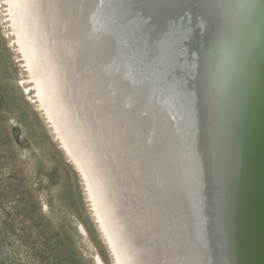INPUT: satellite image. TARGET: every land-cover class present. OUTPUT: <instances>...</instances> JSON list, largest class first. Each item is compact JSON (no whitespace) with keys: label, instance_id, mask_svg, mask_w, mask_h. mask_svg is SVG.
Returning <instances> with one entry per match:
<instances>
[{"label":"bare ground","instance_id":"6f19581e","mask_svg":"<svg viewBox=\"0 0 264 264\" xmlns=\"http://www.w3.org/2000/svg\"><path fill=\"white\" fill-rule=\"evenodd\" d=\"M92 1L94 4L95 0ZM168 1L159 2L160 5L163 3V10L172 12L167 4ZM4 2L7 3L6 15L13 34L11 42L18 49L19 60L28 73L27 88L34 94L36 102H39L40 110L51 124L69 160L80 172L92 214L117 264H148L147 259L157 260V264H162L164 261L168 264H177L178 260L183 261L182 264H206L205 255L201 253L197 245H187L184 239L175 233L173 235L169 230V226L179 222L178 207L183 201L179 194H175V189H172L173 184L175 185L172 172L177 165L175 163L181 159V149L171 154L173 150L171 147L163 143L156 145L152 143V136L145 135L149 132L163 133L161 131L165 132L167 129L188 122L189 120L184 118L187 117V113L179 115L180 120L170 119V115L156 113L155 123H148L145 127L147 128L144 132L146 141L142 142V148H140L137 135L143 132L144 127L136 121L137 119H131L130 124L125 126L123 120L126 112L114 111L108 106L107 101L100 107L96 105L95 110H91L92 99L100 94L91 91L85 69L86 61L88 57L98 52L99 42L113 33L100 35L99 27L85 14L82 5L85 0H5ZM218 5L220 4L217 3L216 6ZM220 11L219 14L216 12L215 20L221 22L220 30H224L218 32V35H222L225 30L230 31L236 25H231L230 14H226L222 9ZM173 13H170L169 18L173 17ZM173 22L186 31L187 27L184 26L182 19ZM257 23L259 25L261 21ZM144 30L143 34L150 32L147 28ZM163 37L153 38L154 41L158 40L159 44L161 41V44L157 45L158 42H154L153 46L145 47L146 55H143L149 65L154 60L150 71L144 66L146 62L142 64L145 69H148L151 78L147 82V93L153 88L154 83H158L153 90L157 95L152 99V104H159L160 110H172L177 107L181 113H201L204 116L207 115L205 112L208 107L216 108L221 112L219 119L221 123L214 120L210 123V128H197L195 133L204 140V143L223 148L222 152L226 154L219 159L221 165L217 167L223 166L224 169L208 181L209 188L213 191V196L204 199V207L208 213L202 215L203 219H188L181 224L185 228L203 229L208 233L218 246L217 249L221 251L220 254L212 255L214 264H264L263 91L260 100L256 102L252 113L253 119L250 121L251 133L256 135V148L263 153L255 192L251 189L250 165L247 169L244 236L247 243H245L247 256L245 252L238 254L240 251L238 249H241L237 224L240 178L239 171L236 172L241 158L237 152L241 137V133L239 135L241 121L238 115L242 116L246 110V108L243 111L240 109L239 102L264 71V36L252 35L242 48L243 52L247 51L250 55L260 45L255 52L256 57L251 62L253 68L248 66L245 70L242 69L239 75L236 72L232 77L223 73L222 75L227 78L225 77L226 80H224L223 77L220 80L219 75L211 74L210 70L213 67H209V64L214 63L220 54H206L199 58L204 60L199 64L208 68H200L199 71L191 74V76L201 75L192 80L190 76V79H186L190 83L187 82L184 85L166 82L170 69L165 68L166 62L170 59V55L167 54L170 48H175L182 40H175V34L169 35V39L173 37L170 41ZM160 48L162 50L159 51ZM221 50L222 48L218 52ZM161 51L166 54H162ZM214 84L222 87L221 91H207L206 95L188 94L195 90L198 92L209 90V88L200 89L199 87H214ZM80 85L84 88L80 89ZM262 87L264 89V85ZM230 88L234 94L232 98L230 92H222L223 89ZM174 92H176L175 95ZM171 93L172 100L168 97ZM236 98L238 100L235 103ZM235 104L239 107H235ZM90 112L97 113L100 124L98 128L101 129L99 132L97 128L99 132L97 136L93 135L90 126L86 125L87 114ZM132 115V117H140L139 113ZM159 116L162 120H158ZM191 131L194 130L191 129ZM162 138L165 137L162 136ZM226 141H229L228 145ZM182 144L187 145V143ZM155 156L164 160L160 169H157V164L154 163ZM226 166L232 167V170L225 168ZM159 181L160 184H158ZM220 223L226 227H222ZM165 229L168 231V237L164 235L158 237L157 235ZM130 237L134 245L128 239ZM136 243L147 247L146 251L150 258H146L137 249ZM226 253H229V256ZM245 256L249 262L243 261Z\"/></svg>","mask_w":264,"mask_h":264},{"label":"water","instance_id":"95a60500","mask_svg":"<svg viewBox=\"0 0 264 264\" xmlns=\"http://www.w3.org/2000/svg\"><path fill=\"white\" fill-rule=\"evenodd\" d=\"M159 1L162 0H95L94 4L92 0H85V2H83L84 4L82 5L86 12L85 14L99 27L100 35L103 34L105 36L113 33V36H105V39L99 42L97 46L98 52L92 54L86 61L85 69L91 91L100 94V96L97 95L98 97L96 96L92 99L91 110H95L96 105L100 107L107 101L108 106L113 108L114 111L118 112L119 110L124 113L126 112L123 120L125 126L130 124L129 121L131 119H137L136 121L141 123L144 127L142 129L143 132L137 135L140 148H142V142L146 141L145 135H147L152 136V143L156 145L163 143L167 145V147H171L173 149L171 154H173L175 150L181 149V159L175 163L177 165L174 166L172 172L173 182L175 183L172 189H175V194H179L183 201L182 204L179 203L180 207H178L179 222L173 226H169V230H171L170 233H173V235L175 233L178 237L184 239L187 245H197V248L205 255L206 264H214L212 262V255L220 254L221 251L217 249L218 246L212 238L209 237L208 233L203 229L185 228L181 223L188 219H203L202 215L208 213L204 207V199L213 196V191L212 188H209L210 185L208 181L213 179L215 174L224 169L223 166L217 168L218 165H221L219 159L226 155L225 152H222L224 149L204 143V140L195 133V129L197 128H210L209 125L214 120L220 122L221 112L217 111L214 107H208L207 112H205L207 115L204 116L201 113H181L177 107L172 110H160L158 108L159 104L153 105L152 99L157 95L153 90L158 83H154L153 88H151L148 93L146 88L148 85L147 82L151 80L148 72L152 69L151 66L154 60L153 56H151L153 61L149 65L146 57H143V55H146L145 47H151L154 42H158V40L154 41L155 39L153 38H162L164 36L163 39L168 40L169 35L175 34V40L182 41L180 44H177L175 48L171 47L167 53L170 55V59L166 62L165 68L170 69V72H168L166 82L174 85H184L187 82L189 84L190 81L186 79H190L191 74L199 71L200 68H208V66L199 64V62L204 61L199 60V58H202L206 54L215 53L220 54V56L214 63L212 62V64H209V67H213L210 70L211 74L219 75L220 77L217 78L220 80L224 77L222 75L223 73L229 74L231 77L236 72L237 75H239L242 69L245 70L248 66L253 68L251 62H253L256 57L257 53L255 52L260 48V45H258L254 49L256 51H252L250 55L247 51H242L247 39L252 35L264 36V0H169L167 4L172 12L163 10V3L160 5ZM217 3L220 5L216 6ZM221 9L225 10L226 14H230L231 25H236L230 31L227 32L225 30L222 35H218V32L224 30H220L221 22H216L215 20L217 13ZM170 13H173V17L169 18ZM225 16L226 15H224V17ZM178 19H182L184 26L187 27L186 31H184V28L174 24L173 21ZM258 21H261V24L258 25ZM118 22H120L119 25ZM146 28L149 29L150 32H145V34H143L142 31H145L144 29ZM226 33L227 37H225ZM233 35H235L234 38ZM172 38H170L169 41L172 40ZM219 39L224 40L219 41ZM160 44L158 42L157 45ZM220 48H222V50L218 52ZM160 50L162 49L160 48L159 51ZM164 53L165 52H162V54ZM142 64L147 67L149 71L145 69ZM160 69L163 70V68ZM200 75L201 74H196L191 76V80L196 79ZM259 76V79L253 82L252 87L250 86L243 95V98L240 99V109L243 111V109L246 108L245 112L242 113V116L237 114L241 121L239 126V135L241 133L239 140L240 148L237 150L241 158L239 168L238 166L236 168V172L239 171L238 177L240 178L238 194L239 205L237 210V224L239 227L238 240L239 248H241L238 249L240 250L238 251L239 255L244 252L245 255L247 254V248L245 246L246 239L244 237L246 227V193L248 188L246 182V176L248 175L247 169L250 165L251 189L255 192L258 169L259 165L261 168L262 163L263 151H259V149L256 148V135H252L250 129V121L253 119V109H255L256 102L260 100L263 94L262 91L264 92L262 87L264 85V71ZM225 77L224 80L227 78ZM213 86L214 87H199L200 89L209 88V90H202L199 92L195 90L188 94L202 95V93L205 94L207 91H221L222 87H217V84ZM79 88H84V86L80 85ZM171 90L175 91L173 89ZM222 92H230L231 98L234 95L231 88L223 89ZM175 93L176 92H174V95ZM168 97L172 100L173 94L171 93ZM237 100L238 98H236L234 102L236 103ZM146 102L149 103L146 104ZM234 106L237 108L239 107L237 104ZM235 110L237 109L235 108ZM237 112L239 113V111ZM131 113H139L140 117H132L133 115ZM156 113L157 115L159 113L170 115V119L177 118V120H180L179 115L187 113V117L185 116L184 118H187L189 121L184 122L182 125L179 124V126L167 129L165 132L161 131L163 133L154 134V132H149L144 135V132L147 130V128H145L147 124L155 123L157 119ZM87 115L89 124L87 123L86 125L88 127L90 126L93 135H99L101 129L98 128L100 124L97 113L90 112ZM158 120H162L160 116ZM191 129L194 131H191ZM162 136L165 138H162ZM182 143H187V145H183ZM226 144L228 145L229 141H226ZM162 148L166 150L165 147ZM250 149L252 151H250ZM105 152H107V150ZM232 156L231 154V158ZM160 158L161 157L157 156L153 158L155 159L154 163L157 164V169L162 168L164 163V160H160ZM112 165H114V163ZM225 168H230V170H232V167L226 166ZM124 183L126 184V182ZM158 184H160V181ZM159 188L160 186L158 189ZM220 225L226 227L223 223H220ZM163 235L166 238L168 237V231L166 229L157 236L160 237ZM128 239L131 241L132 238L130 237ZM132 245H134V243ZM136 246L146 258H150V255H148L146 251L147 247H143L140 243ZM228 254L229 253H226L227 256H229ZM246 256L243 258L245 262L248 261ZM156 261L147 259L148 264H157ZM182 263L183 261L180 260L177 262V264ZM162 264L168 263L164 261Z\"/></svg>","mask_w":264,"mask_h":264},{"label":"rangeland","instance_id":"374dc122","mask_svg":"<svg viewBox=\"0 0 264 264\" xmlns=\"http://www.w3.org/2000/svg\"><path fill=\"white\" fill-rule=\"evenodd\" d=\"M4 1L0 0V264H117L92 214L80 172L27 88L28 73L11 42Z\"/></svg>","mask_w":264,"mask_h":264}]
</instances>
